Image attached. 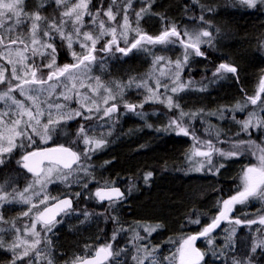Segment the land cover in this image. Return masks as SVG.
Returning <instances> with one entry per match:
<instances>
[{
  "label": "trees",
  "instance_id": "16d2710c",
  "mask_svg": "<svg viewBox=\"0 0 264 264\" xmlns=\"http://www.w3.org/2000/svg\"><path fill=\"white\" fill-rule=\"evenodd\" d=\"M111 3L112 0H90L89 11L95 13L99 9L101 12L100 19H104L105 24L109 26L112 22L103 16V12L107 10ZM24 5L29 13L39 12L45 18L41 21L42 26L39 34L44 38V42H50L54 46L56 65L63 66L64 64L74 63L75 61L70 54L66 41H62L58 35L52 32H50V36L54 37L52 39L43 35V32L48 30V24L53 21L59 24L61 12L64 11L66 5L58 6L54 0H24ZM145 6L144 0L132 2V8L128 10V13L129 19L134 26L137 25L135 12ZM118 7L121 10L123 9V0H116V4L112 5V8L116 10ZM151 9L154 13L143 21H139L137 25L142 33L155 37L166 27L174 24L177 30L181 31V35H183L179 24L182 25L183 20H189V24H197L202 27V31L206 29L211 33L212 42L200 45V51L204 55H196L189 49L188 59L184 62L185 49L180 43L169 48H161L159 44L148 45L145 51L142 48L133 49L126 55L117 52L115 47L110 53L101 52L100 49L105 41L110 39V37H105L104 40L99 41L96 45L95 55L97 60L86 73L82 74V77H88L90 81H93L91 78L99 77V81L107 82L106 85L108 87H111L112 90L114 88L116 98L118 97L119 99V95L123 96L121 98L123 101H119L121 104L123 102H137L138 110L152 109L154 111H156L157 107L162 106L163 128L165 129L169 120L180 116L179 108H169L166 103H161L159 100L147 103L139 102L138 99L135 100V96L144 98L145 89L148 90L142 83L138 84L137 81L146 78L149 73L155 72L154 67L156 65L154 66L153 63V55L161 57L168 55L172 60H180L184 63V66L182 75L175 86L183 85V90L172 93L170 89H165L163 85L159 89V98L163 100L166 96H171L174 104L180 103L184 107L181 109L182 111H188L196 115L193 124L189 119L184 118L186 116L182 118V123L188 126L189 135L176 134L169 129L168 131H163L162 139L157 140L156 136L154 138L149 136L140 146H137L133 144V140L139 136H136L133 130H130L128 134L118 132L117 135H113L108 126H101V121L103 120L102 112L92 111L89 113L77 100L75 91L72 93L68 91L70 98L65 100L61 93L65 91V85L68 84V81L62 80L57 85L56 91L51 96L47 94L42 101H47V103L53 105H63V109L69 113L81 111L83 115L74 116L71 120L65 119L61 121L54 131H50L51 139L46 142L41 137L30 133L34 143L29 144L25 141L23 148L17 147L11 153H4L0 157L4 161L3 164H0L1 191L6 192L9 197L16 195L30 185L32 179L36 178L22 164L17 163L24 154L42 146L67 145L74 148L76 152L81 153L79 162H85L86 171H75L74 175L67 179H57V175H55L47 187V192L53 198H58L65 194H71L74 197L80 196L82 192L84 194L90 191V186L88 185L92 183V176L96 167L100 165L103 168L104 165L108 164V160L112 159L109 155V144L113 143L115 136H130L132 138L131 144L124 139L122 141L120 139L116 140L117 146L114 157L117 160L116 167L121 169L122 173L126 174L137 164L141 163L144 166L153 167L154 170L157 168L162 170V181L154 191H160L163 194L152 196L149 199H152L151 201L142 202L139 200L137 209L143 215L146 214L163 220L166 225L165 230L170 235L168 237L170 240L174 238L171 234L182 223H185V218L188 219L193 209L210 205L212 218H214L219 214L222 201L235 194L241 188L240 174L242 169L256 164L257 159L256 156L252 155L255 149L241 145V141H249V136L242 138L248 133L243 130L242 125L238 121L246 119L249 112L256 113L257 109L259 111L256 116L264 117V110H262L264 104H261V101H264V93L261 94V101H258L256 106L249 105L243 112H236L234 115L227 112L223 122L222 120L217 121L215 118L217 113L215 112L224 108L229 109L237 103L243 104L246 96H255L259 88L260 80L264 77V5L257 4L255 8H250L241 4L239 0H154ZM201 17H203L202 20L200 19ZM119 18H122V16L118 15L115 23L119 22ZM83 22L82 32L88 31L96 34L95 26L91 23L90 17L85 15ZM69 24L70 22L64 26L66 33L69 32ZM23 30V33L28 31L27 29ZM0 34H3V30H0ZM134 36L135 34L128 39L129 43H131ZM22 39L24 44L28 45L29 50L26 53H28L31 65L42 69V71L38 72V77H46L48 69L43 68V65L50 63L48 53L33 56L29 41L25 38ZM4 43L7 45L8 40L5 39ZM11 46L23 48V45L19 43ZM119 46L122 48L126 47L122 40H120ZM4 49L5 47L0 45V52ZM0 60L2 59L0 58ZM221 63L234 66L237 69L236 73H228L222 77L214 76L213 73ZM157 68L159 67L157 66ZM6 75L7 79L11 78L10 69ZM130 79L134 80V83L128 86ZM135 83L141 86H134ZM117 85L121 86L119 87L120 91ZM0 90H6V84H0ZM97 98V103H100L102 105L101 109H103L105 106L103 103L104 97L98 96ZM88 102L90 104L92 101L88 100ZM111 102L114 101L109 100L108 104ZM141 104H143L142 108L139 107ZM227 105L230 107H227ZM129 114L131 117L134 116L133 112ZM85 116H90V119H85ZM209 120L211 124L215 123V132H213V127H211L213 130H207ZM46 122L47 120L44 118L42 123ZM81 125L88 131L89 136H94L98 139L102 138L105 141L101 148L89 152L87 157L82 155L85 146L77 136V130ZM248 131L253 136L252 141L264 147V128L250 127ZM256 131H258L257 134ZM209 140L219 150L213 155H216L217 163L223 165V167L211 173L210 182L204 183L198 179L186 181L181 178L176 179L174 175L182 174L190 168L192 163L188 161V156L194 145L198 146L199 144L202 147L204 142ZM17 144H19V140ZM236 145H240V147L236 148ZM232 151H237L240 154L236 156L220 154ZM137 154L142 157L139 162L135 160ZM227 168H231L232 171L227 173L225 171ZM70 172L69 170H64L62 174L58 175H68ZM76 177H80L77 185H75ZM31 185L32 187L27 193L39 190L33 184ZM45 188L46 185L43 189ZM77 193L79 195H76ZM22 209L23 207L17 208L15 203L4 205L3 216L6 220L13 219V212L15 213V211ZM258 213L264 215V201L249 198L248 202L240 204L236 217L246 223L249 220L258 219L260 217ZM6 222L3 223L4 226H6ZM224 227H220L210 235V238L215 240V242L211 243V264L225 263L222 262V257L228 260V264H233V260L240 261V264L242 261H247L249 264H264V248L256 247V251H252L254 244H259L261 240H264L263 225L257 221L253 225H246L241 231L236 230L234 235H231L235 241L231 246H227L228 243H220L218 241L225 238ZM62 228V226L58 227L51 233L50 237L58 241L57 244L59 245H57V248L64 255L62 259H66V264H69L71 260L77 257L90 253L89 248L92 245L93 237H95V228L93 226H78L75 224L67 229ZM115 232L117 237L115 254L119 252V255H115L116 263L138 264L141 259V252L138 253L141 244L140 238L134 237L132 230L128 229V226H115ZM8 234L10 233H4L5 236ZM40 237L44 238V235L42 234ZM10 238L9 236L8 239ZM164 243L165 238L162 241V244ZM150 245L148 246L149 251L155 249L152 253L162 255L163 260L164 255H169L172 249L176 248L174 244H172L173 246L164 244L163 248ZM133 256H136L137 259L133 260ZM121 261H124V263H121Z\"/></svg>",
  "mask_w": 264,
  "mask_h": 264
},
{
  "label": "snow or ice",
  "instance_id": "6c2138e0",
  "mask_svg": "<svg viewBox=\"0 0 264 264\" xmlns=\"http://www.w3.org/2000/svg\"><path fill=\"white\" fill-rule=\"evenodd\" d=\"M58 6H64L68 4L70 0H54ZM241 4L247 5L250 8H255L257 4L264 5V0H239ZM90 0H76V2L71 3V6L67 10L61 12V18L59 24L55 21L47 25L48 30L43 32L45 37L52 39L54 37L50 36V32L55 33L60 37L62 41H66L69 49L72 48L73 43H78L81 49L80 54H77L75 51L71 53L74 63L64 64L63 66H57L55 61L56 51L54 46L51 43L40 44V41L37 40V33L40 30L39 22L43 19L39 12L27 13L24 11V0H0V30H3V34H0V45H3L7 51V55L4 52H0V58L6 59L7 63L12 65L11 67V78L6 79L5 71L3 67H0V84H6V90L0 92V101L4 102L8 111H0V157L4 153H11L14 148L24 147L25 141L29 144L34 143L32 135L35 134L41 137L45 142L51 139L50 131H54L56 126L65 119H72L74 116H82L81 111H74L70 113L63 112V105H53L47 103V101L40 100V94L46 92L49 96L55 92V89L58 84L61 83V80L70 82L71 89L65 85V92H62L61 95L64 96L65 100H68L70 97L66 95L67 91L75 90L77 83L81 88H87L93 93H97L99 88H103L107 93V96L104 98V104H108L109 100H116V96L112 94L111 89L106 88L103 84L100 83L99 77L91 78L96 82L97 87L93 88L90 84H85L83 79L79 78V74L86 73L91 65L97 60L95 55L96 45L99 41L104 40L105 37H110L106 40L104 45L101 47V52L110 53L115 47L117 52L122 54H127L133 49L145 48L148 45H167L180 43L185 49V55L183 57L184 62L188 59V50L190 49L196 55L203 56L204 53L200 51V45L202 43L211 42V33L208 31H198L189 33L186 29L181 31L177 30L176 25L171 24L166 27L158 36H149L145 33H142L139 27L133 28L128 16V9L132 7V0H123V9L119 7L114 13L112 5L116 4V0H112V3L109 5L107 10L103 12V16L106 17L108 21L115 22L117 15L122 16V22L119 25L110 24L108 27L105 26V20L100 19L101 12L98 9L95 13L89 11ZM146 6L141 8L139 11L135 12L137 25L140 18L143 14L147 13L151 8V0H145ZM87 15L91 19V23L95 26L96 35L93 36L91 32L84 31L81 32V29L84 27L83 18ZM201 20L203 17L200 18ZM11 21V25L5 27L8 22ZM25 22H30L29 36L32 44V55L36 56L44 55L41 48L50 50L48 56L50 58V63L44 64L43 68L48 69V74L46 77H38L37 73L42 71L41 68L33 67L25 63L26 57L24 52L29 50L28 45L24 44V40L19 36L14 35L15 29L24 24ZM70 22L71 31L65 32L64 26ZM119 28V32H118ZM129 32H134L135 36L133 37L131 43L128 40ZM119 37V38H118ZM207 37L205 40L203 38ZM5 39L8 40V44L5 45ZM123 40L126 47H120V40ZM19 43L23 45V51L17 50L16 56L17 59L14 61L8 57L11 55V45ZM40 44V47L37 48L36 45ZM164 57H157L156 62L164 60ZM169 63H171L169 61ZM23 65L21 69L22 74H18L17 65ZM175 67L177 72L175 73V80L178 82L180 73L179 69L182 67L181 61L177 60L175 62ZM237 69L227 63H221L216 71L213 73L214 76H224L228 73L235 74ZM16 81L13 85L12 81ZM51 82V83H50ZM134 83V80L130 79L128 86H131ZM47 85V87H45ZM141 85H137L140 87ZM143 86L148 88L149 95L145 98V103L151 100H159L161 103H166L169 108L176 107L179 108L178 104H174L171 96H166L161 100L158 96L159 89L161 87L160 81L157 80L155 83V90L149 88L147 82H143ZM117 87H121L117 85ZM167 89V85H164ZM178 90H183V85L179 87L173 86L170 91L176 93ZM19 92L20 96L25 97L26 100L30 103H26L25 100L17 99L13 93ZM34 93V94H30ZM264 93V77L261 78L259 88L255 96H246L245 102L243 104L237 103L234 106L233 111L243 112L246 107L249 105L256 106L258 101H261V94ZM79 94V93H77ZM82 99L87 100L88 97H82ZM10 102V103H9ZM95 109L99 111V106L95 105V101H92ZM261 104H264V101H261ZM82 107L86 105L82 104ZM125 107L130 111H135L137 105L134 104H125ZM143 107V104L139 105ZM14 109V111H13ZM53 109H55L56 115L53 114ZM264 110V108H262ZM87 111L91 113L93 108H87ZM118 111L117 105L113 103L110 107L104 109V115L110 116L112 113ZM139 114V113H138ZM187 115L182 110L180 111V116L177 119L169 121L168 126L163 131H168L171 129L176 134H183L185 136L189 135V130L187 127H184L182 124V118ZM46 118L47 122L42 123V119ZM85 119H90V116H85ZM242 125L244 131H247L250 127L252 128H264V117H257L255 112H249L247 118L238 121ZM77 136L82 140L85 149L82 153L85 157L88 156L89 152L95 151L96 149L101 148L105 141L101 138L98 139L94 136H89L88 131L83 125L77 130ZM19 140V144L17 141ZM241 145H245L248 148L255 149L252 152V155L256 156L257 163L251 166H246L242 169L241 174V188L236 192L235 195H232L229 199L222 201V207L219 209V215L212 218L211 223L203 227V230L200 231L197 235H190L186 238H183L180 247L177 248L176 254L173 257H166L165 259L169 261V264H172L173 260H178V264H200V261L203 260L204 254L200 252L199 249L195 247V241L200 238H207L209 234L219 227L222 220H228V213L232 210V207L236 204H244L249 198L258 199L264 201V147L255 144L253 141H241ZM207 151L201 150V146L194 145L189 159L194 160L196 157H201L203 160H195V167L192 169L194 171H201L204 167V162H207L209 166H212V155L214 151H219L214 148L212 142L205 141L203 146ZM236 148H239L240 145H236ZM221 155L236 156L240 153L237 151H232L229 153H220ZM81 159V153L73 151L71 148H66L63 145H60L57 148H47L41 151H30L24 154L20 161L17 163L22 164V166L28 170V172L33 173L36 177V183L41 185L43 189L46 183L50 182V178L54 172L63 173L64 170H71L73 165L79 164ZM4 161L0 158V164H3ZM223 167V165H220ZM210 170V169H209ZM151 176V173H147L145 180ZM63 179H67V174L62 176ZM32 185H29L25 189L27 192ZM2 190V186H0ZM76 195H79L78 193ZM95 197L100 201H108L110 206L116 201L123 199L124 193L120 191L119 188L112 186L111 182H105L104 187L98 188L94 193ZM22 202L31 204L30 199L24 197V193H20ZM15 199V197H13ZM56 200V198H51ZM0 200H7V194L5 196H0ZM49 197L44 196L40 200V204L44 205L43 209H40L37 205H31L28 212H25L24 215L27 216L34 209L36 211L35 221L42 223L48 231H51V228L54 226L55 217L61 212H66L71 208V200H56V202L49 206L48 205ZM89 214L85 213L87 217ZM258 215H260L258 213ZM2 219V217H0ZM193 224H199L200 221L192 220L190 221ZM235 223H241L240 220H236ZM249 224L257 223L256 220L247 221ZM260 224H264V215H260L259 219ZM144 228V231L151 233L155 231L156 228H159L160 225L156 226H141ZM36 224L33 223L31 226L32 235L36 238L34 242L23 249L21 256H17L11 264H16V260H23L24 257H29L30 251H35L37 257L40 256V251L37 246L41 243L40 233L35 231ZM234 235V230H233ZM139 238V237H137ZM112 239H115V234ZM227 246H231L233 241V236L227 238ZM26 243V242H25ZM2 246V242H0ZM10 250L15 251L17 245H10ZM256 247L264 248V240H261L259 244H254L252 251H256ZM139 251V249H138ZM144 251L151 255L148 252V249L145 247ZM154 252L155 249H152ZM115 255H119L117 252ZM114 253L112 251L111 243L102 245L98 247L94 254L90 257H77L72 264H105L109 258L113 257ZM47 259V258H46ZM133 260H136L137 257L133 256ZM154 260V258H153ZM26 264H31V259H29ZM48 264H52L51 260H48ZM115 264V261H113ZM138 264H144V259H140ZM233 264H240V261L233 260Z\"/></svg>",
  "mask_w": 264,
  "mask_h": 264
},
{
  "label": "flooded vegetation",
  "instance_id": "af4514ba",
  "mask_svg": "<svg viewBox=\"0 0 264 264\" xmlns=\"http://www.w3.org/2000/svg\"><path fill=\"white\" fill-rule=\"evenodd\" d=\"M146 97L147 96H145L144 98H142V96H135V100L138 99L139 102H144L145 100L142 99H145ZM113 103L117 105L118 111L112 113L110 116H105L104 109L110 107ZM128 104L138 105L137 102L135 103L131 102ZM157 109L156 111H154L152 109L138 110V108H136L135 111H130L125 107V104H121V102L119 101H114L104 106L103 109L99 107V111L97 112H102L103 115L102 118L103 120L101 121L102 127L108 126L109 130L111 129V133L113 135L114 134L117 135L118 132H122V134L125 132L128 134L130 130H133L136 136L137 135L139 136L134 138L133 144L140 146L142 142H144L149 136L152 138L156 136L157 140L162 139V135H163L162 129H164L162 106L157 107ZM130 112L134 113L133 117L130 116L129 114ZM117 139L118 140L120 139L121 141L123 139L125 141L127 140L130 144L132 142V138L130 136L114 137L113 143L109 144V151H110L109 155L112 157V159L108 160L107 162L108 164L104 165L103 168H101L100 165L96 167V169L94 170V175L92 176L93 179L92 183L88 185L90 186V191H87L84 194L82 192L80 196L74 197L71 194H65L56 198L57 200L61 197L70 196L74 201V205L70 210L59 215V217L55 220L54 226L52 227L51 231H48V233H47V229L42 223L35 221L41 227L40 235L42 234L44 235V238L40 237L41 243L37 246L38 250L41 253L40 256L37 257L35 251L33 250L30 251L29 257H24L23 260L17 259L16 264H26V262L29 259H31V264H48V260H51L52 264H66V259H62L64 255H62L60 250L57 248V245H59L57 244L58 241L50 237L51 233L61 226L63 227L62 229H67L69 226H73L75 224H77L78 226H93L95 228V237H93L92 245L89 248L90 253L80 257L84 258V257L92 256L98 247L111 243L114 256L109 258V260L106 261L105 264H113V261H115V264H117L115 260V247L117 241L115 226H128V229L132 231L138 229L140 233V237H139L140 239L142 237L143 239L145 237H148V239L144 241L148 245L151 244L153 238L156 239L150 246L163 248L164 244H168L169 246H173L172 244H174L177 248L180 247L181 241L179 236L181 234H183L184 237L193 235L195 233L202 231L203 227L211 223L212 210L210 205H205V207L199 206L197 209H193L192 213L189 214L188 219L185 218V223H182L177 228V230H175L173 234H171L174 236V238L171 240L168 239L170 235L165 230L166 225L163 222V220L146 214L143 215V213H139L140 210L138 211L137 209V204L140 201L142 202L148 201L153 196L154 190L159 187L160 182L162 181L163 178L161 175L162 170L160 168L154 170L153 167L144 166L140 162L141 164H137L131 171H128L126 174L122 173L121 169H118L116 167L117 160L114 157L115 148L117 146V141H116ZM193 168L194 166L190 165V168L185 170L184 173L178 175L176 174L174 176H176V179L181 178L184 181L197 180V179L203 181L204 183L211 181L210 178L212 173L211 171L210 172L207 170L194 171L192 170ZM147 173H151V176L148 177L147 180H145ZM79 180L80 177H76L75 185H77V182ZM106 181L111 182L112 186L114 187H121L124 193L123 199L116 201L111 206L108 201H100L94 195V193L98 188L104 187ZM231 196L227 197V199H229ZM54 201L55 200L50 199L48 201V205ZM239 206L240 204H236L232 207V210L229 212L228 220L223 222L221 227L236 226L237 227L236 230L241 231L246 225H253L247 222L244 223L241 220H240L241 223L239 224L234 223L233 225H231L228 223L239 220V218L236 217V213L239 210ZM18 207H23V209L19 211H15V213L13 212L14 214L13 219L15 220V222H12L11 226L13 230L18 229L20 231L21 226L25 224L22 215L25 212H28L30 207L28 204L23 206L17 205V208ZM43 207L41 209H43ZM85 213H88L89 215L86 217ZM30 214L32 215V218L35 220V209ZM197 219L200 221L199 224H193L190 222L192 220H197ZM156 225H160V227L156 228L155 231H151L150 234L145 232L144 228L141 227V226H156ZM261 225L264 226V224ZM13 230H11V232ZM16 230H14V232ZM163 232H165V234H163ZM31 233L32 232H30L25 236L23 235L25 238H23L24 240L22 241L26 243L23 245L16 244L17 247L15 251L10 250L9 247L10 245L14 244V240H12V238L0 240V242H2V246H0V264L2 263L11 264L13 259H15L17 256H21L23 253V249L27 246H30L36 239ZM114 234H115V239L113 240L112 237ZM211 234L212 233H210L207 238H203L197 243L200 252L204 254V258L203 260L200 261V264H211L212 262L211 243L215 242V240H212L210 238ZM163 238H165L164 244H162ZM227 238L228 237H225L218 241L220 243H228ZM148 252L154 254L152 253V251H148ZM145 256H146V252L142 251L141 259H143ZM164 256L165 257L163 260L162 255H156V259L160 264H168V260H166L165 258L173 257L174 255L169 254ZM74 260H71L69 264H72ZM174 261L175 260H173L172 262ZM176 261L178 264V260ZM222 262H225L223 264H228V260H226V258L223 257H222ZM144 264H148V262L144 260ZM241 264H249V263L247 261H242Z\"/></svg>",
  "mask_w": 264,
  "mask_h": 264
},
{
  "label": "rangeland",
  "instance_id": "374dc122",
  "mask_svg": "<svg viewBox=\"0 0 264 264\" xmlns=\"http://www.w3.org/2000/svg\"><path fill=\"white\" fill-rule=\"evenodd\" d=\"M134 1H138V0H132V2H134ZM145 1V0H144ZM74 2H76V0H70V2L68 3V4H65L66 5V7H64V11L65 10H67V8L68 7H70L71 6V3H74ZM153 2H154V0H151V6H152V4H153ZM123 7H124V5H123ZM132 8V7H131ZM130 8V9H131ZM129 10V9H128ZM24 11L25 12H27V13H29L27 10H26V8H25V5H24ZM117 10L116 9H114L113 8V12L115 13ZM154 12L152 11V9L150 8V10L147 12V13H145V14H143L142 15V17L140 18V20L139 21H143L145 18H148V16L150 17L151 15L150 14H153ZM29 14H31V13H29ZM118 16V15H117ZM128 16H129V13H128ZM117 18V17H116ZM191 20V19H190ZM41 21H43V20H41ZM41 21L39 22V28L42 26V23H41ZM129 21H130V19H129ZM122 22V18H119V22L118 23H115V22H112V23H110V24H116V25H119L120 23ZM11 21H9L8 22V24L5 26V27H8V26H10L11 25ZM130 23H131V21H130ZM131 25H132V27L133 28H136V27H139V26H134L132 23H131ZM105 26L106 27H108V25H106L105 24ZM179 27H180V29H182V30H184V29H186L189 33H192V32H198V31H202V27L201 26H199V25H197V24H189V20H183V24L181 25V24H179ZM68 28H69V31H71V24H69V26H68ZM23 29H27L28 31H27V33H23L24 32V30ZM139 29H140V27H139ZM29 30H30V22H25L24 24H21L20 26H18L16 29H15V32H14V35H16V36H19L20 38H25L26 40H28L29 41V44H30V46L31 47H33L32 46V44H31V39H30V36H29ZM204 31H207L206 29H204ZM82 32V31H81ZM118 32H119V28H118ZM142 32V31H141ZM97 34V33H96ZM96 34H93V36H95ZM133 34H135L134 32H129V34H128V39L131 37V35H133ZM43 37L39 34V31H38V33H37V40L38 41H40V44H43V43H45L44 41H43ZM203 39H205V40H207L208 38L207 37H205V38H203ZM122 40V39H121ZM123 41V40H122ZM47 42V41H46ZM211 42H212V36H211ZM47 43H50V42H47ZM40 44H38V45H36V47L37 48H39L40 47ZM176 45H178L177 43H175V44H167V45H159V47H161V48H169V47H171V46H176ZM184 48V47H183ZM144 51L145 50H147V47H145V48H142ZM17 50H20V51H23V48H21V47H19V46H11V55L8 57L9 59H12V60H16L17 59V56H16V51ZM40 51H42L43 53H48L50 50H48V49H43V48H41L40 49ZM73 51H75L77 54H80V52H81V49H80V46H79V44L78 43H73V45H72V48L70 49V54L73 52ZM1 52H4L5 53V55H7V51H6V49H4L3 51H1ZM24 56L26 57V60H25V63L26 64H28V65H31V63L29 62V56H28V53H26V52H24ZM72 56V55H71ZM157 57H161V56H157V55H153V63H154V66L156 65V67H154V69H155V72L153 71V72H151V73H149V75H147L146 76V78H144V79H141V80H138L137 82H138V84L139 83H142L143 84V82H147V84L149 85V88H153L154 90H155V83H156V81L157 80H159L160 81V84H161V87L160 88H162V86L163 85H167L168 87H167V89H171V87H173V86H175V84H177V81L175 80V73L177 72V68L175 67V60H172L168 55H164V60H162V61H159V62H156V58ZM2 60H0V67H3L4 69H6V71H5V76H6V79H7V71L10 69L11 70V67H12V65H10V64H8L7 63V60L6 59H3V58H1ZM169 61L171 62V63H169ZM158 64V65H157ZM181 64H182V67L179 69V73H180V77H181V75H182V71H183V66H184V63L183 62H181ZM157 66L159 67V68H157ZM23 68V65H20V64H18L17 65V69H18V74H22V71H21V69ZM38 74V73H37ZM38 76V75H37ZM179 77V78H180ZM79 78L80 79H83L84 80V83L87 85V84H90L93 88H95V87H97V85H96V82L93 80V81H90V79L88 78V77H86V78H83L82 77V74H79ZM168 79V80H167ZM63 80V79H62ZM61 80V81H62ZM64 81V80H63ZM166 82V83H165ZM13 83V85L16 83V81H14V82H12ZM100 83L101 84H103L106 88H109V89H111V91H112V94L113 95H115L116 96V94H115V90H114V88H113V90H112V88L111 87H108L106 84H107V82H105V81H100ZM137 83H135V85L134 86H136V85H138ZM45 87H47V85L45 86ZM67 87L69 88V89H71V84H70V82H68V84H67ZM113 87V86H112ZM57 88V87H56ZM121 89L119 88V91H120ZM146 90V93H145V96H148L149 95V93H147L148 92V90L147 89H145ZM2 91H4V90H0V92H2ZM55 91H56V89H55ZM76 92V95H77V100L80 102V104L82 105H86V107H85V109H87V108H89V107H91V108H93V111H97L96 109H95V107H94V105H93V103L91 102L90 104H89V102H88V100H90V101H95V105H98L99 107H101L102 105L100 104V103H97V100H98V96L99 97H106L107 96V93L104 91V89L103 88H99L98 89V92L97 93H93V92H91V91H89L87 88H81L80 86H79V83H77V86H76V89L75 90H71V91H69V93H72V92ZM65 92V91H64ZM54 93V92H53ZM52 93V94H53ZM77 93H79V94H77ZM30 94H34V93H30ZM13 95H15L16 96V98L17 99H22V100H25V102L26 103H30V102H28L27 100H26V98L25 97H22V96H20V94H19V92H16V93H13ZM47 95V93L46 92H44V93H41L40 94V100H43V98L45 97ZM66 95H68V91L66 92ZM85 96H87L88 97V99L87 100H84V99H82V97H85ZM158 96L160 97V95H159V93H158ZM119 99H118V97L116 98V100H118V101H123V100H121V98L123 97V96H121V95H119ZM97 98V99H96ZM151 101H156V100H151ZM158 101V100H157ZM10 103V102H9ZM104 103V102H103ZM122 104H126L125 102H123ZM128 104V103H127ZM178 105H179V110L181 111V109H183L184 107L180 104V103H177ZM105 106H106V104H105ZM227 107H230V106H228L227 105ZM233 109H234V106H232L231 108H229V109H226V108H224V109H222L221 111H218V112H215V113H217V117H215L216 119H217V121L219 122L220 120H222V122L224 121L223 120V118H224V116H225V114L227 113V112H229V113H231V114H233L234 115V113L236 114V112L238 113H240V111H233ZM0 111H8V107H7V105L4 103V102H2V101H0ZM13 111H14V109H13ZM258 109L256 110V113H258ZM63 112L64 113H69V112H67V111H65V109H63ZM184 113H186L187 115H185L186 117H184V118H187V119H189L190 120V122L193 124L194 123V119L196 118V115L194 114V113H190V112H188V111H183ZM219 113V114H218ZM53 114H54V116L56 115V112H55V109L53 110ZM263 115H264V113H263ZM234 117V116H233ZM178 118V116H176L174 119H177ZM73 119V118H72ZM69 120H71V119H69ZM42 121H43V119H42ZM170 121V120H169ZM208 126H207V130H213V132H215L216 130H215V128H216V126H215V123H212L211 124V122H210V120L208 121ZM167 125L169 124V122H167L166 123ZM183 124V126L184 127H187L188 128V126L187 125H185L184 123H182ZM211 127H213V129L211 128ZM247 133L248 134H246L244 137H242V138H247V136H249V141H252L253 140V136H252V134L247 130ZM258 133V131H256V134ZM256 137V136H255ZM44 141V140H43ZM48 141V140H47ZM212 142V141H211ZM212 144H213V142H212ZM198 146H200L199 144H198ZM214 148L215 149H217V147L214 145ZM201 150H204V151H207V149L206 148H202L201 147ZM215 152H217V151H214L213 152V154L215 153ZM225 153V152H224ZM139 155L140 154H137V157H135V160H136V162H139V161H141L142 160V157H139ZM190 155V154H189ZM225 156V155H224ZM216 155H212V166H209L208 164H207V162H204V167H203V169H202V171L204 170H207V171H211V172H213V171H217L218 169H220V165L217 163V161H216ZM195 160H203L201 157H196L194 160H190L189 159V156H188V161L189 162H191L192 164V166H196L195 165ZM85 162H79V164H78V166H75L73 169H71V170H69V171H71L68 175H67V178L68 177H70V176H73L74 175V172L76 171V172H85L86 171V168H85ZM251 166V165H250ZM210 169V170H209ZM225 171L227 172V173H230L231 171H232V169L231 168H227V169H225ZM58 174H62V173H56V172H54L53 174H52V176H51V178H50V182L52 181V179H53V177L55 176V175H57L56 176V178L57 179H61L62 178V176H64V175H58ZM242 174V173H241ZM241 174H240V178H241ZM36 181V178L35 179H32L30 182H31V184H33V186L34 187H36V188H39V190H37V191H35V192H30V193H27V192H25V189L26 188H28L29 187V185L28 186H26L25 187V189H23L22 191H20L18 194H16V195H13V196H8V194L6 193V192H3V191H1L0 190V196H5V194H7V200H0V217H2V219H0V240H4V239H7L9 236L12 238V240H14V244H18V245H23V244H25L22 240H24L23 238H25L24 236L25 235H27V234H29L30 232H32V230H31V226H32V224L33 223H35L36 224V228H35V231H37V232H39L40 233V230H41V227L35 222V220L32 218V215L29 213V215H27V216H25L24 214L22 215V218H24V223L25 224H23V226H21V230L19 231L18 229L16 230V229H14V230H16L15 232H14V230H13V228H12V222H15V220L14 219H5L4 218V216H3V213H4V211H3V206L4 205H7V204H10V203H15V204H17V205H19V206H23V205H29V207L31 206V205H37L40 209L44 206V205H41L40 204V200H42L43 198H44V196L45 195H47L48 197H49V200L51 199V198H53L51 195H50V193L49 192H47V187H48V185H49V183L50 182H48V183H46V188L45 189H42L41 188V185L40 184H38V183H36L35 182ZM30 184V185H31ZM42 189V190H41ZM20 193H24V197L25 198H27V199H30V201H31V204H29V203H24V202H22V200H21V197H20ZM161 194H163V192H157V191H154L153 192V196H157V195H161ZM13 197H15V199H13ZM48 200V201H49ZM51 200H53V199H51ZM35 215H36V211H35ZM152 215V214H151ZM259 219H260V217H258V219H256V221H258L259 222ZM26 220H28V221H26ZM7 221V222H6ZM4 222H6V226H4ZM229 224H231V225H233L235 222H228ZM2 224H3V226H2ZM52 229V228H51ZM237 229V227L236 226H225L224 227V230H223V232H224V236L225 237H229L230 235H232L233 234V230L235 231ZM11 230H13L12 232H11ZM4 233L5 234H7V233H10V235H8V236H5L4 235ZM47 233H48V230H47ZM32 234V233H31ZM24 235V236H23ZM132 235L134 236V237H140V233H139V230L138 229H136V230H133L132 231ZM180 241H182V239L183 238H186V237H184V235L183 234H181L180 236ZM10 238V239H11ZM143 237L140 239V242H141V244H140V247H139V251H138V253L139 252H142V251H144V249H145V247L148 249V244L146 243V242H144L145 240H147L148 239V237H145L143 240ZM156 239H154L153 238V240H152V242H151V244L155 241ZM143 248V249H142ZM178 248V247H177ZM177 248H174V249H172V253H170L171 255H174V254H176V250H177ZM148 251H149V249H148ZM141 255V254H140ZM138 256H139V254H138ZM140 257V256H139ZM153 258H154V260H153ZM146 262H148V264H160V263H158V261H157V259H156V254H151L150 256H148L147 255V253H146V256L143 258ZM121 263H124V261H121ZM168 264H169V261H168ZM172 264H177V261L175 260L174 262H172Z\"/></svg>",
  "mask_w": 264,
  "mask_h": 264
},
{
  "label": "water",
  "instance_id": "95a60500",
  "mask_svg": "<svg viewBox=\"0 0 264 264\" xmlns=\"http://www.w3.org/2000/svg\"><path fill=\"white\" fill-rule=\"evenodd\" d=\"M60 145H47V146H42V147H39V148H37V149H34V150H32V151H41V150H44V149H47V148H57V147H59ZM64 147H66V148H71L73 151H75L76 152V150L74 149V148H72L71 146H67V145H63ZM30 152V151H29ZM78 153V152H77ZM76 166V164H74L73 165V168ZM72 168V169H73ZM33 174V173H32ZM34 175V174H33ZM116 188H119L120 189V191L121 192H123V190H122V188L121 187H116ZM64 199H69V200H71V208L73 207V205H74V201H73V199H72V197H70V196H65V197H61V198H59V199H57V200H64ZM106 201V200H105ZM56 202V200L54 201V202H52L51 204H49V206H51V205H53L54 203ZM70 208V209H71ZM69 209V210H70ZM62 213H64V212H61L59 215H61ZM59 215H57L56 217H55V220L59 217ZM219 215V214H218ZM228 217H229V213H228ZM225 221H227V220H222L221 221V223H220V225H219V227H217L216 229H214L211 233H213V232H215L217 229H219L220 227H221V225H222V223L223 222H225ZM199 233V232H198ZM198 233H195V234H193V235H197ZM201 239H203V238H200V239H197L196 241H195V247L197 248V249H199V246H198V241H200ZM91 256H89V257H87V258H90Z\"/></svg>",
  "mask_w": 264,
  "mask_h": 264
}]
</instances>
